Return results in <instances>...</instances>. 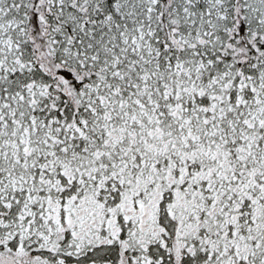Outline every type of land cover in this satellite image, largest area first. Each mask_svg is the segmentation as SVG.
<instances>
[{
    "label": "snow or ice",
    "instance_id": "6c2138e0",
    "mask_svg": "<svg viewBox=\"0 0 264 264\" xmlns=\"http://www.w3.org/2000/svg\"><path fill=\"white\" fill-rule=\"evenodd\" d=\"M0 264H264V0H0Z\"/></svg>",
    "mask_w": 264,
    "mask_h": 264
}]
</instances>
